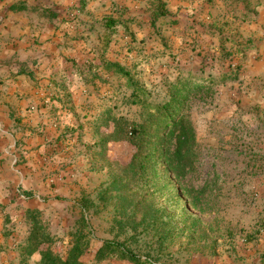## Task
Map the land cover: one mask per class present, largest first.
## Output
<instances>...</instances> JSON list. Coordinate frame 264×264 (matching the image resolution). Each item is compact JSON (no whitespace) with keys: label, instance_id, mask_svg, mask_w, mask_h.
<instances>
[{"label":"rangeland","instance_id":"1","mask_svg":"<svg viewBox=\"0 0 264 264\" xmlns=\"http://www.w3.org/2000/svg\"><path fill=\"white\" fill-rule=\"evenodd\" d=\"M233 1L42 0L51 6L47 9L49 15L59 14L55 7L58 4L66 6L68 10L62 12L64 24L56 25V28L62 26L58 31L62 35L76 34L80 37L81 46L87 52L83 55L85 63L90 60L86 57L95 50V55L100 60H110L126 68L131 67L136 51L132 53L128 49L132 41L123 29L125 26H117L118 33L113 37L106 55L95 49V42L108 19L122 22L136 18L142 25L131 24L129 31L135 33L137 46L148 51L157 45L154 37L149 40L151 34L160 32L165 37H171L175 43V51L179 53L177 60L171 62L166 58L158 61L162 64L160 67H156L154 62L147 64L143 75H139L152 91V100L164 97L162 86L154 89L153 85L160 82L162 75L168 72L166 64L193 69L195 72H199L202 67L206 74L212 72L214 76L218 75L216 73L223 62H213L210 59L214 48L220 45L219 38L204 34L201 40L185 39L182 31L192 24L203 26L215 22L219 27L225 26L227 50H231L235 44L255 47L246 56L239 81L214 86L212 94L206 99L192 97L186 109L196 128L197 142L193 161L178 182L188 193L182 195L188 210L211 227L210 239L206 243L208 248H204L206 244L202 242L201 245L197 242L190 244L185 237L172 239L161 248L155 243L153 236L143 235L135 249L143 255L150 252L156 264H226L228 258L232 264H264V18L261 22H242L234 18L232 9L228 7ZM7 3L8 0H0V5ZM162 3H165L168 13L166 17L157 20L156 27H153L146 21L152 19L154 11ZM4 14L5 12L0 11V21L5 19ZM174 22L178 23L177 27L170 26ZM175 28L178 29L176 33ZM86 38L92 42L91 49H88L91 43ZM141 38H145L146 44H141ZM9 49L7 42L0 43V81L10 83L15 81L16 65L14 59L9 57ZM198 52L201 54L198 55ZM237 62L238 59L235 63ZM226 66L228 67L227 63ZM155 71L157 73H153ZM105 79L111 85H101L99 90L95 88L88 94L91 99L87 100L98 104L100 97H111L113 92H122V98L125 90L118 86L124 85V82L120 83L114 76H105ZM79 81L83 82L81 79ZM88 110L90 113V108L81 112ZM127 112L135 115L138 108L126 107L124 114ZM92 116L91 112V118L87 120L81 113L78 128L73 129L79 132L81 144V166L73 187L63 185L59 190H64V193L54 197L47 195L45 188H38L40 194L37 196H34L33 191L22 192L23 188L20 187L3 190L0 195V202H5L0 203V264H21L17 248L25 241L29 229L28 208L27 203L25 204L29 199L37 204H40L39 197L47 200L42 219L48 232L55 237L53 246L59 253L64 251L70 234L76 230L82 215L88 220L94 236L89 264H96L93 258L102 242L114 239L112 226L115 206L105 208L99 199L101 187L110 179L109 172L107 169L98 171L97 168L102 163H93L91 160L92 147L99 141L90 126ZM133 151L128 143H115L110 147L109 158L118 159L125 164ZM1 188L0 186V190ZM68 191L69 197L64 196ZM49 197L54 198V201L50 202ZM5 226L10 232L8 242L2 235ZM209 246L216 248V256L211 254ZM35 260L37 257L30 259L28 264H36Z\"/></svg>","mask_w":264,"mask_h":264},{"label":"trees","instance_id":"2","mask_svg":"<svg viewBox=\"0 0 264 264\" xmlns=\"http://www.w3.org/2000/svg\"><path fill=\"white\" fill-rule=\"evenodd\" d=\"M228 7L232 9L234 18L242 22H255L259 10L264 8V0H234ZM167 13L166 5L162 3L154 11L152 19L146 22L156 27L157 20L166 17ZM131 24L142 25L136 18L122 22L108 19L95 42V49L106 55L113 37L118 33L117 26H125L123 29L132 41L128 49L132 53L136 51L130 68L95 56L78 72L83 82L97 90L101 85L110 84L105 76H114L120 83L124 82L118 88L125 90L122 98V92H113L111 97H100L98 104L90 109L97 111L92 116L90 126L94 136L99 138L92 147L91 160L93 163L100 161L102 166L97 168L98 171L107 169L110 176L107 184L100 189L99 199L105 208L115 206L112 226L114 239L102 242L93 258L96 264H156L150 252L143 255L135 249L143 235L153 236L161 248L172 239L185 237L190 244L197 242L200 245L210 239L211 227L188 210L182 198L188 193L178 182L193 161L197 142V131L186 109L192 97L206 99L212 94L214 86L239 81L246 56L255 49L252 45L235 44L231 50H227L225 26L219 27L215 22L203 26L192 24L182 31L185 39L201 40L204 34L219 38L220 45L214 48L210 59L223 62L216 73L218 75L214 76L212 72L206 74L202 67L195 72L166 64L168 72L153 85L154 89L162 86L164 97L152 100V91L140 78L144 68L153 62L160 67L162 64L158 61L166 58L174 62L179 53L175 51L171 37H165L160 32L149 36V40L154 37L157 41V45L149 51L137 46L135 33L129 31ZM170 26L177 27L178 23ZM177 30L175 28L174 33ZM140 42L146 44L145 38H141ZM236 59L239 62L235 63ZM226 63L228 67H225ZM126 107H136L138 112L135 115L124 114ZM123 142L134 149L125 164L109 158L111 145ZM42 212L41 209L27 211L29 229L25 241L17 248L21 264H28L35 257L36 264H89L94 236L85 215L81 216L76 230L70 234L64 251L59 253L53 246L55 237L43 223ZM2 235L5 241H9L10 232L6 226ZM207 245L203 247L208 248ZM209 249L213 256L217 255L216 248L209 246Z\"/></svg>","mask_w":264,"mask_h":264},{"label":"crops","instance_id":"3","mask_svg":"<svg viewBox=\"0 0 264 264\" xmlns=\"http://www.w3.org/2000/svg\"><path fill=\"white\" fill-rule=\"evenodd\" d=\"M36 1L8 0L0 5L5 12L0 43L9 44V57L16 65L15 81H0V195L6 188L20 187L34 196L40 194L38 188H45L54 197L64 193L59 190L63 185L73 187L81 166L80 134L73 129L78 128L81 113L91 118L92 111H81L95 103L87 100L95 87L79 81L87 54L80 37L62 35L58 32L62 26L56 28L64 24L62 12L68 9L58 4L59 14L49 15L51 6ZM259 12L256 22L264 18V8ZM93 52L86 58L93 59ZM38 199L40 204L24 200L26 207L44 210L47 200ZM226 264L232 261L228 258Z\"/></svg>","mask_w":264,"mask_h":264}]
</instances>
